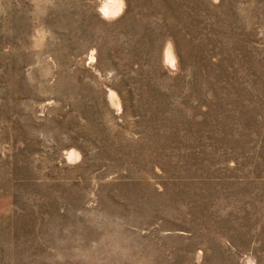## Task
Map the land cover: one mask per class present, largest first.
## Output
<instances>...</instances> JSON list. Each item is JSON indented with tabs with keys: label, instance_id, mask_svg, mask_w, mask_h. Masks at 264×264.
I'll return each instance as SVG.
<instances>
[{
	"label": "rangeland",
	"instance_id": "obj_1",
	"mask_svg": "<svg viewBox=\"0 0 264 264\" xmlns=\"http://www.w3.org/2000/svg\"><path fill=\"white\" fill-rule=\"evenodd\" d=\"M0 264H264V0H0Z\"/></svg>",
	"mask_w": 264,
	"mask_h": 264
},
{
	"label": "bare ground",
	"instance_id": "obj_2",
	"mask_svg": "<svg viewBox=\"0 0 264 264\" xmlns=\"http://www.w3.org/2000/svg\"><path fill=\"white\" fill-rule=\"evenodd\" d=\"M120 7V6H119ZM112 10V9H111ZM117 10H118V8H117Z\"/></svg>",
	"mask_w": 264,
	"mask_h": 264
}]
</instances>
